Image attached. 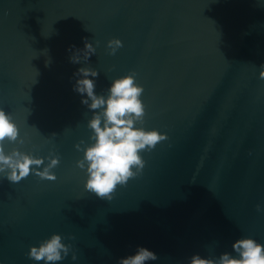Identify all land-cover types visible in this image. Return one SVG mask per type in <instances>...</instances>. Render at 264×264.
Here are the masks:
<instances>
[{
  "label": "water",
  "instance_id": "obj_1",
  "mask_svg": "<svg viewBox=\"0 0 264 264\" xmlns=\"http://www.w3.org/2000/svg\"><path fill=\"white\" fill-rule=\"evenodd\" d=\"M85 39L95 54L71 62ZM262 65L264 0H0V107L24 139L5 149L60 156L55 181L0 174V264H44L27 254L54 233L77 255L56 264H117L138 246L158 255L147 264H189L237 255L239 238L264 243ZM81 67L99 70L105 96L134 72L146 106L136 126L168 136L111 200L77 166L75 145L92 142Z\"/></svg>",
  "mask_w": 264,
  "mask_h": 264
},
{
  "label": "clouds",
  "instance_id": "obj_2",
  "mask_svg": "<svg viewBox=\"0 0 264 264\" xmlns=\"http://www.w3.org/2000/svg\"><path fill=\"white\" fill-rule=\"evenodd\" d=\"M107 47L110 54L114 55L123 47V41L112 38ZM95 52L93 43L85 39V47L76 49L70 60L79 63L83 53V59L88 61ZM76 75L80 78L74 90L83 97L82 103L93 110V116L88 121L92 142L85 146V141L81 140L75 145L77 150L83 152L77 166L86 169V190L100 199L111 200L118 186L126 185L129 179L142 173L146 161L141 153L151 152L168 136L155 128L136 126L137 122L143 124L146 106L141 99L143 85L136 82L134 72L114 79L106 96L98 95L95 91L96 81L92 78L99 76L98 69L81 67ZM259 76L264 79V65ZM6 142L23 144L24 139L20 136V128L13 115L0 107V174L6 175L13 183L20 182L33 172L42 180L57 179L53 169L60 164L59 155L50 153L47 157L49 162L45 164L43 156L23 152L19 148L6 151ZM256 210L264 212V206L257 204ZM232 248L237 255L223 252L218 258H206L197 253L191 256L189 264H264V243L249 236L237 239ZM69 252H72V245L64 243L61 234L54 233L38 246H31L27 255L37 262L56 264L66 258ZM158 258L154 251L138 246L135 254L120 258L117 264H147ZM72 259H77L75 252H72Z\"/></svg>",
  "mask_w": 264,
  "mask_h": 264
}]
</instances>
